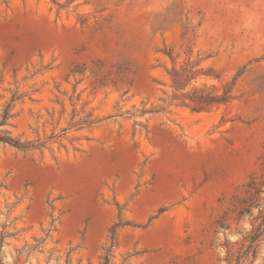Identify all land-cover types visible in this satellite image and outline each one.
I'll return each instance as SVG.
<instances>
[{"label": "rangeland", "instance_id": "rangeland-1", "mask_svg": "<svg viewBox=\"0 0 264 264\" xmlns=\"http://www.w3.org/2000/svg\"><path fill=\"white\" fill-rule=\"evenodd\" d=\"M5 114L4 264H264V0H0Z\"/></svg>", "mask_w": 264, "mask_h": 264}, {"label": "trees", "instance_id": "trees-1", "mask_svg": "<svg viewBox=\"0 0 264 264\" xmlns=\"http://www.w3.org/2000/svg\"><path fill=\"white\" fill-rule=\"evenodd\" d=\"M189 75L186 70H172L171 72V79H172V86L177 89H182L186 82L189 80ZM231 85L232 83H224L222 85V92L221 93H214L213 90H193L191 92L182 95V104L189 106L192 110L201 111L206 110L210 106L214 104H226L231 100ZM7 119V114L3 115L1 124H4ZM0 141L6 142L12 146L17 148H24L25 145L19 142V140L14 139L8 135L7 132L0 134ZM264 168V163H263ZM254 188V187H253ZM259 189L255 188L254 192H258ZM253 203H247L248 207L252 206ZM240 213L242 210H246L244 205L240 207ZM258 218H260L259 226L264 225V206L261 207L258 211ZM113 233V231H112ZM0 264H4L0 258Z\"/></svg>", "mask_w": 264, "mask_h": 264}]
</instances>
